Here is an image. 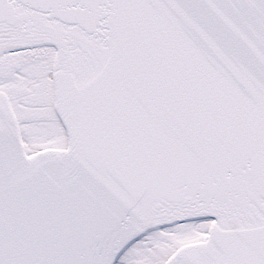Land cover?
I'll list each match as a JSON object with an SVG mask.
<instances>
[{
  "label": "snow or ice",
  "instance_id": "snow-or-ice-1",
  "mask_svg": "<svg viewBox=\"0 0 264 264\" xmlns=\"http://www.w3.org/2000/svg\"><path fill=\"white\" fill-rule=\"evenodd\" d=\"M0 264H264V0H0Z\"/></svg>",
  "mask_w": 264,
  "mask_h": 264
}]
</instances>
